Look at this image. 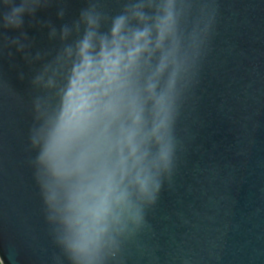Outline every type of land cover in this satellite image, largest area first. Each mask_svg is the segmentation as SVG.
Segmentation results:
<instances>
[{
	"label": "water",
	"instance_id": "1",
	"mask_svg": "<svg viewBox=\"0 0 264 264\" xmlns=\"http://www.w3.org/2000/svg\"><path fill=\"white\" fill-rule=\"evenodd\" d=\"M166 3L32 0L22 26L5 28L11 9L0 0L1 264H75L57 243L64 226L47 219L35 178L39 148L29 137L31 130L46 131L61 111L87 27L83 14L99 13L98 32L107 34L113 17L142 4L147 20L130 19L129 26L153 29L150 54L106 98L115 101L117 113L99 111L76 146V152L87 151L88 171L95 173L128 156L124 135L133 126L134 107L151 125L148 85L159 93L172 71L169 65L156 75L172 47L171 38L159 49L154 44ZM173 12L179 55L194 60L195 72L178 102L173 171L144 209V225L104 264H264V0H173Z\"/></svg>",
	"mask_w": 264,
	"mask_h": 264
},
{
	"label": "clouds",
	"instance_id": "2",
	"mask_svg": "<svg viewBox=\"0 0 264 264\" xmlns=\"http://www.w3.org/2000/svg\"><path fill=\"white\" fill-rule=\"evenodd\" d=\"M31 2L23 0L16 6L14 0H3L4 6L11 9L3 17L4 27H21V17L29 11ZM142 8V4L126 7L122 14L112 18L107 34L98 32L102 19L99 13L93 9L83 14L87 27L77 45V61L62 98L61 111L46 131H30L31 147L39 148L35 178L49 209L47 219L64 226L57 243L75 264H104L107 256H115L121 240L144 225V209L156 202L162 180L170 179L173 171L178 102L182 90L195 76L194 60L179 55L173 0H167L163 15L155 24L156 49L166 39L172 40V47L162 56L156 75L169 65L172 71L159 93L154 83L148 85L154 97L151 125H146L143 109L134 107L133 126L124 135L128 156H121L111 169L90 173L87 151H75L99 111L117 113L115 101L106 98L123 86L126 74L138 65L143 54L152 50L153 29L129 26L130 19L140 23L147 20ZM66 51L72 54L70 48ZM180 79H183L182 88H178ZM36 108L39 109L38 102Z\"/></svg>",
	"mask_w": 264,
	"mask_h": 264
},
{
	"label": "rangeland",
	"instance_id": "3",
	"mask_svg": "<svg viewBox=\"0 0 264 264\" xmlns=\"http://www.w3.org/2000/svg\"><path fill=\"white\" fill-rule=\"evenodd\" d=\"M0 264H1V262H0Z\"/></svg>",
	"mask_w": 264,
	"mask_h": 264
}]
</instances>
